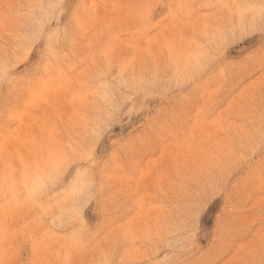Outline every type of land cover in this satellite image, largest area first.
<instances>
[{"label": "rangeland", "instance_id": "rangeland-1", "mask_svg": "<svg viewBox=\"0 0 264 264\" xmlns=\"http://www.w3.org/2000/svg\"><path fill=\"white\" fill-rule=\"evenodd\" d=\"M0 264H264V0H0Z\"/></svg>", "mask_w": 264, "mask_h": 264}, {"label": "bare ground", "instance_id": "bare-ground-1", "mask_svg": "<svg viewBox=\"0 0 264 264\" xmlns=\"http://www.w3.org/2000/svg\"><path fill=\"white\" fill-rule=\"evenodd\" d=\"M2 55V54H1ZM81 119V118H80ZM80 123V122H79ZM60 142H62V141H60ZM59 156V155H58ZM60 157V156H59ZM58 159V158H57Z\"/></svg>", "mask_w": 264, "mask_h": 264}]
</instances>
